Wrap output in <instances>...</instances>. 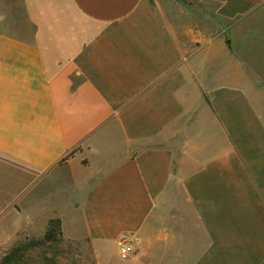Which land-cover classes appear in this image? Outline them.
<instances>
[{"label":"crops","instance_id":"1","mask_svg":"<svg viewBox=\"0 0 264 264\" xmlns=\"http://www.w3.org/2000/svg\"><path fill=\"white\" fill-rule=\"evenodd\" d=\"M0 191L96 264H264V0H0Z\"/></svg>","mask_w":264,"mask_h":264},{"label":"rangeland","instance_id":"2","mask_svg":"<svg viewBox=\"0 0 264 264\" xmlns=\"http://www.w3.org/2000/svg\"><path fill=\"white\" fill-rule=\"evenodd\" d=\"M14 202V193L0 191V261L14 247L34 242L20 264H96L92 249L85 242L65 237L62 226L57 241L45 243L48 226H16ZM112 250L107 249V257L111 256ZM112 259L107 258L101 264H112ZM121 260L118 256L117 264L124 261Z\"/></svg>","mask_w":264,"mask_h":264},{"label":"trees","instance_id":"3","mask_svg":"<svg viewBox=\"0 0 264 264\" xmlns=\"http://www.w3.org/2000/svg\"><path fill=\"white\" fill-rule=\"evenodd\" d=\"M48 229L45 233V242H55L57 241L58 235L61 234V220L53 219L48 223ZM34 242H28L24 245L14 247L5 257L0 261V264H20L24 258V254L30 251L31 245ZM38 243V242H36ZM42 243V242H39Z\"/></svg>","mask_w":264,"mask_h":264},{"label":"built area","instance_id":"4","mask_svg":"<svg viewBox=\"0 0 264 264\" xmlns=\"http://www.w3.org/2000/svg\"><path fill=\"white\" fill-rule=\"evenodd\" d=\"M135 253V248L132 243L123 239L119 243V256L122 260H127Z\"/></svg>","mask_w":264,"mask_h":264}]
</instances>
